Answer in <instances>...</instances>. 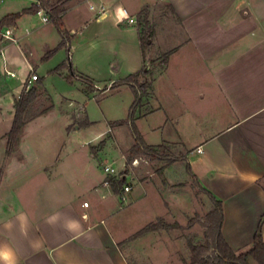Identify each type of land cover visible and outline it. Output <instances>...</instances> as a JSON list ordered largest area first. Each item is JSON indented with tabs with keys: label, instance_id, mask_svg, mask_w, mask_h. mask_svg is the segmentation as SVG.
Here are the masks:
<instances>
[{
	"label": "crops",
	"instance_id": "0c3cea01",
	"mask_svg": "<svg viewBox=\"0 0 264 264\" xmlns=\"http://www.w3.org/2000/svg\"><path fill=\"white\" fill-rule=\"evenodd\" d=\"M36 3L0 0V21ZM160 3L171 10L170 20L158 27L143 58L139 31L128 20L143 10L152 18ZM62 24L70 35L72 68L86 83L65 78L61 36L38 13L0 28V264H129L119 243L140 229L125 233L116 214L136 215L128 209L151 191L146 183L134 185L122 204L103 186L99 163L123 167L124 153L134 145L132 135L121 144L114 132L126 125L114 124L126 120L133 93L114 85L139 72L146 53L171 50L145 105L151 112L135 127L145 145L182 152L198 186L221 202V233L233 252L251 248L259 225L264 242V0H70ZM6 29L15 42L2 38ZM78 36L99 38L113 52L107 82L90 77L101 62L89 48L72 45ZM91 84L120 95L124 119L104 131L94 130L98 120L84 106L103 98ZM28 89L36 92L30 108L45 109L27 118L6 155L14 104ZM80 117L91 124L83 159L75 136L83 127L73 125ZM101 141L93 155L91 147Z\"/></svg>",
	"mask_w": 264,
	"mask_h": 264
},
{
	"label": "rangeland",
	"instance_id": "374dc122",
	"mask_svg": "<svg viewBox=\"0 0 264 264\" xmlns=\"http://www.w3.org/2000/svg\"><path fill=\"white\" fill-rule=\"evenodd\" d=\"M146 13L148 24L147 26L141 25L139 30L144 33L145 42H150L151 46H154L153 41L157 33L156 31L159 30V26L164 29L163 26L170 20L171 10L165 4L160 3V5L153 9L152 18L149 19V11L146 10ZM136 20L137 17L135 22ZM151 32L153 35L149 37L148 34ZM72 45H77L78 49L84 47L89 48L91 56L101 62V69L95 67L91 68L90 77L99 83L107 82L109 75L106 64L108 61H114L115 56L110 48L106 46V43L101 39L99 40V38L97 40H93V38L90 39L89 37H87V39H81V37L78 36L77 39L72 42ZM150 47H147L146 50ZM161 54L162 53L151 52L148 55L146 53V68L148 71L154 73L159 72ZM70 78L72 79V77ZM75 78L83 83L88 82V80L81 75H77ZM96 86L98 85L91 84L90 89L96 94L97 99L103 98L98 102L93 100L86 102L84 106L90 114V117L97 118L98 120L94 130L104 131L107 129L108 125H113V121L124 119V110L123 108H119L121 100L120 95L112 96V94H108L110 90L108 89L109 86H98L100 89H96ZM55 87L57 88V86ZM57 89L58 93L63 91V89ZM47 104L48 103L44 101L43 107ZM43 109L45 108H41L39 105L30 108L28 117L39 113ZM79 119L73 122V125H81L83 118L80 117ZM89 127H84L85 129L82 128L75 134L79 144L77 153L82 159L84 154L87 153L88 147L85 148L82 146L83 142L90 139L91 128ZM33 131L35 130L32 128L28 130V133L32 136ZM114 132L119 143L124 144L130 141L131 129L128 124L120 128H115ZM99 144L100 142L93 146L95 155H97L101 149ZM129 151L124 153V163L128 162ZM174 151L176 154L179 153L175 149ZM180 154L182 155V152ZM164 164L163 162L155 161H149L148 164L141 162L140 165L135 168V185L146 183L149 185V190L151 192L146 199L132 205L131 209H128L136 210V215L129 216L126 212H119L116 214V221L118 222V226L122 225L121 227L124 228V231H126L125 233L128 234L142 229V227L148 223L156 222L157 219L163 220L166 224L177 223L180 228L159 230L134 240H129L128 237L126 240L121 241L119 243L121 250L124 252L129 264H185L189 261V251L186 244L187 239H191L195 244L204 242V229L198 223H194V225L188 227V221L193 218L194 221L202 219L206 215L211 208L208 196L196 186L195 181L186 173V165L183 160L172 162L167 168V172L164 170L162 174H159L157 170ZM99 166L101 167L100 163ZM121 169L122 167L118 170ZM250 264L257 263L250 260Z\"/></svg>",
	"mask_w": 264,
	"mask_h": 264
},
{
	"label": "trees",
	"instance_id": "16d2710c",
	"mask_svg": "<svg viewBox=\"0 0 264 264\" xmlns=\"http://www.w3.org/2000/svg\"><path fill=\"white\" fill-rule=\"evenodd\" d=\"M70 0H37L30 8L23 10L20 13L6 16L0 21V28L5 25L13 24L21 15L37 14L38 11H45L49 21L55 26L61 36V46H65L64 38L68 33L63 29L62 16L67 10ZM139 18V19H138ZM147 13L146 10L141 11L136 20V26L139 33V42L145 58V50L151 46V43L145 42L144 33L139 30L140 26H147ZM152 32L148 36H152ZM171 51H167L160 55L159 72L163 71L167 65ZM146 60L142 69L132 75H129L122 81L117 82L114 86L127 85L133 93V102L129 108V112L125 121L117 122L114 125L128 124L131 129V135L134 140V145L129 151L128 162L134 157L142 155L148 157L150 161L165 163L160 167L157 172H162L172 164V162L184 160L180 153L173 150L172 147L166 145L147 146L143 142L140 134L135 127V121L146 116L151 112V109L145 107L147 101L153 96V82L157 73L148 71L146 68ZM66 63L64 64V68ZM71 76H66V79H71ZM36 99V92L34 89L24 90L14 104V118L11 129L7 134V148L6 155H10L17 145V141L21 135L25 121L28 118L31 104ZM145 107V108H144ZM91 124L87 120H83L80 127H89ZM105 142H100V148L104 146ZM91 153L95 155L94 148L91 147ZM186 173L195 181V177L191 174L189 165H186ZM111 189L115 194H119L123 181L110 180ZM199 187V186H198ZM200 188V187H199ZM209 198L211 203L210 210L202 219L188 221V227L198 223L204 229V242L197 244L193 243L191 239H187L186 244L189 251V261L185 264H250V260L255 261L257 264H264V242L260 235L261 225L258 226L257 232L254 236L253 243L250 249L245 252L235 253L228 246L224 240L221 228L223 222L222 204L216 200L210 193L200 188ZM179 229L177 223L166 224L161 219L156 222H151L145 225L142 229L137 231L129 240H134L142 237L148 233L156 232L159 230Z\"/></svg>",
	"mask_w": 264,
	"mask_h": 264
},
{
	"label": "built area",
	"instance_id": "2783aa9c",
	"mask_svg": "<svg viewBox=\"0 0 264 264\" xmlns=\"http://www.w3.org/2000/svg\"><path fill=\"white\" fill-rule=\"evenodd\" d=\"M92 9V7H91ZM98 13H102L104 11V5L100 4L97 8ZM38 15L41 16V22L42 23H49V18L46 15L45 11L40 10L37 12ZM129 23L131 24H135V19L131 18L128 20ZM1 36L2 38H5L7 40H10L12 42H15V40L11 37V31L9 29L4 30L3 32H1ZM65 46L63 48H65L66 51V59H65V63H66V69H67V75L71 76L72 78H75V76H77V74H75L72 65H71V60H70V35L68 34L65 38ZM37 80V76L36 75H31L30 77V81H36ZM96 89H100L98 86H96ZM110 89V87L108 88ZM107 89V90H108ZM106 90V89H104ZM201 150L198 149L197 152H200ZM150 161V159L148 157L145 156H138V157H134L130 162L124 163L123 167L121 170H118L114 167H112L111 165H101V170L105 175V179L103 181V186L104 187H108L111 188V184H110V180L113 181H123L124 184L121 187V190L119 192V194H117L120 202L122 204H124L126 202V196L128 193L131 192L133 186L135 185L136 181L134 179V170L136 167H138L140 165V163H144V164H148ZM84 207H87V203H83Z\"/></svg>",
	"mask_w": 264,
	"mask_h": 264
}]
</instances>
